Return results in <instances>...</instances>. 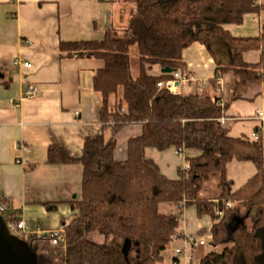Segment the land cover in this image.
Instances as JSON below:
<instances>
[{
    "label": "trees",
    "instance_id": "obj_1",
    "mask_svg": "<svg viewBox=\"0 0 264 264\" xmlns=\"http://www.w3.org/2000/svg\"><path fill=\"white\" fill-rule=\"evenodd\" d=\"M123 1L135 5L123 31L108 30L101 41L59 46L62 58L104 62L93 77V90L100 97L102 128L109 135L84 142L79 159L82 197L72 203L75 215L63 225L60 241L54 245L50 237L36 236L24 241L33 263L160 264L177 236L180 215L194 206L198 217L214 221L207 242L211 250L199 264H264V134L257 141L230 136L220 124L230 103L212 92L227 72L237 78L234 93L264 83V30L258 37L238 38L224 28L241 25L248 14L264 12V5L258 0ZM195 43L206 47L217 66L208 82L210 89L174 94L162 88L175 73L187 72L183 52ZM134 46L139 53L135 77L129 54ZM249 51H260L257 64L244 61ZM165 68L172 73H162ZM128 125H140L141 134L128 141L126 160L118 161L116 135ZM147 148L185 151L189 169L181 163L178 177L168 179L146 157ZM74 161L58 145L48 148L47 163ZM233 161H250L256 167V174L235 190L227 177V166ZM211 178H217L218 197L203 199L201 192ZM229 202L231 208L226 207ZM164 205L177 212H163ZM218 210H223L221 218ZM95 231L111 241L89 238Z\"/></svg>",
    "mask_w": 264,
    "mask_h": 264
},
{
    "label": "crops",
    "instance_id": "obj_2",
    "mask_svg": "<svg viewBox=\"0 0 264 264\" xmlns=\"http://www.w3.org/2000/svg\"><path fill=\"white\" fill-rule=\"evenodd\" d=\"M257 3L264 5V0ZM134 13L135 5L123 0H0V195L31 230H37L35 220L54 221L43 231H63V225L72 221L75 213L71 205L82 197L83 166L79 159L84 142L105 133L100 122V97L93 90V77L104 68V62L62 58L59 46L62 42L101 41L108 30L123 31ZM224 28L234 37H258L264 30V12L248 14L241 25ZM260 56V51H249L243 58L247 64H257ZM16 59L32 67L14 66ZM183 62L190 82L181 93L209 90L208 82L217 66L206 47L193 44L184 50ZM153 71L158 73L159 69L154 67ZM236 80L232 72L223 73L212 91L230 103L224 127L229 132L230 122L241 121L248 123L243 129L250 126L254 132L259 126L258 112L264 114V83L249 84L234 93ZM31 86L38 94L26 97ZM233 96L236 98L231 100ZM140 134V125H128L118 132L116 160H126L128 141ZM52 145H58L75 161L47 163ZM145 155L168 179L178 177L182 162L175 148L163 152L147 148ZM168 207L166 213L177 212ZM213 223L209 216L198 217L194 206L187 207L171 244L184 247L182 237L202 231L209 237ZM174 250L168 259L164 255L160 264H178L182 257H176ZM210 250L192 248L184 264H193L194 258L199 264Z\"/></svg>",
    "mask_w": 264,
    "mask_h": 264
},
{
    "label": "built area",
    "instance_id": "obj_3",
    "mask_svg": "<svg viewBox=\"0 0 264 264\" xmlns=\"http://www.w3.org/2000/svg\"><path fill=\"white\" fill-rule=\"evenodd\" d=\"M30 69L32 67L29 63H22L20 59H16L14 61V66H20ZM190 80L189 78L181 73H175L174 79L172 81H169L167 83L161 84L162 88L168 89L171 93L174 94H180L182 90L180 88H183L189 84ZM38 94V89L36 87H29L26 97H35ZM256 119L259 121V127L257 131H254L249 139L253 141H257L261 135L264 134V114L261 112H258ZM227 119L225 117H222L220 119V124L222 126L225 125ZM24 146L20 145L19 150L24 152ZM179 154V153H178ZM192 155H197V151H192ZM179 158L182 161V166L185 169H189V165L186 161V153L185 151H182L179 154ZM233 204L231 202L226 204L227 208H231ZM0 215L5 219L11 233L15 232V236L19 237L22 241H28L31 237L36 236L37 238L41 237H50L52 240V243L55 245L60 241V237L64 235V231L62 230H56V231H40V230H31L27 224V222L24 220V218L20 215H14L12 214V209L10 208L9 204L7 203V200L5 197L0 195ZM218 217L223 216V210L217 211ZM19 218L18 221H11L13 218ZM211 239V236H196V235H185L181 238L182 242L184 243V247L182 249L177 248L174 250L175 256H184L185 259H188L186 256L185 249L187 247L194 248V247H200L205 246L208 242V240ZM189 260V259H188Z\"/></svg>",
    "mask_w": 264,
    "mask_h": 264
},
{
    "label": "rangeland",
    "instance_id": "obj_4",
    "mask_svg": "<svg viewBox=\"0 0 264 264\" xmlns=\"http://www.w3.org/2000/svg\"><path fill=\"white\" fill-rule=\"evenodd\" d=\"M164 4L168 3V0H163ZM130 64H131V71L133 76H137L138 74V67H139V53H138V49L136 46L132 47L130 50ZM186 87V86H185ZM183 88H180V90H182ZM244 126H247L248 123L246 122H237V121H233L230 122L228 127L230 126L231 128L229 129V135L232 136H243L246 135L248 137L251 136V134L253 133V129H251V127H245L244 129L242 128ZM263 144H264V135H263ZM254 174H256V167L255 165L250 162V161H246V162H239V161H233L230 164H228L227 166V177L229 180H231L233 182V189H238L239 187H241L245 182H247V180H249ZM218 188H217V178H211L208 182L205 183L204 188L201 192V197L203 199H209V200H213L215 198L218 197ZM168 206H165V208L162 209V211L164 210L166 212ZM172 208V206H170ZM169 208V207H168ZM163 211V212H164ZM25 220V219H24ZM27 222V221H26ZM36 222L35 224L37 225V230L43 231L47 226H52L54 223L53 220H39L38 221H34ZM28 226L30 228V224L28 223ZM55 231V230H53ZM13 235H15V232H12ZM89 238L97 241V242H108L111 241V239H106L105 236L101 235L100 233H98L97 231L92 232L89 234ZM176 247L182 249L183 248V244H170V246L168 247L169 249H167V251L164 253L165 255V259H168L170 256H172L171 251L173 249H176ZM195 248V247H194ZM203 248H205V250H208L210 247L206 244L205 246H203ZM192 248L187 247L185 249V253L186 256L188 257L187 253L189 251H191ZM181 261L178 264H184V256H181ZM188 259H190V257H188ZM187 259V260H188ZM198 261L194 258L193 260V264H197ZM173 264V263H171Z\"/></svg>",
    "mask_w": 264,
    "mask_h": 264
},
{
    "label": "water",
    "instance_id": "obj_5",
    "mask_svg": "<svg viewBox=\"0 0 264 264\" xmlns=\"http://www.w3.org/2000/svg\"><path fill=\"white\" fill-rule=\"evenodd\" d=\"M164 74L172 73L170 68L162 70ZM0 264H34L26 243L13 235L0 215Z\"/></svg>",
    "mask_w": 264,
    "mask_h": 264
}]
</instances>
